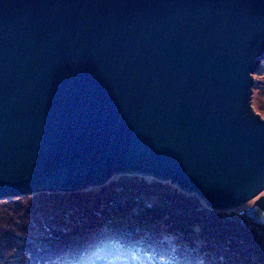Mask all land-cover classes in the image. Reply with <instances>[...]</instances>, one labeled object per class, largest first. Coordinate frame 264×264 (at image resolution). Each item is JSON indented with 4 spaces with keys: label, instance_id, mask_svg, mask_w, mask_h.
<instances>
[{
    "label": "water",
    "instance_id": "water-1",
    "mask_svg": "<svg viewBox=\"0 0 264 264\" xmlns=\"http://www.w3.org/2000/svg\"><path fill=\"white\" fill-rule=\"evenodd\" d=\"M262 59L264 0H0V198L122 173L254 197ZM242 215L264 227V196Z\"/></svg>",
    "mask_w": 264,
    "mask_h": 264
},
{
    "label": "rangeland",
    "instance_id": "rangeland-1",
    "mask_svg": "<svg viewBox=\"0 0 264 264\" xmlns=\"http://www.w3.org/2000/svg\"><path fill=\"white\" fill-rule=\"evenodd\" d=\"M252 79L251 105L255 113L264 117V59L259 63L258 69L252 73ZM154 178L168 182L182 191L169 179ZM122 179H124L123 184L119 179H116L102 187V184L91 186L90 191L73 193L70 195L72 199L67 198L62 204L72 208L70 215L68 216V212H65L66 215L58 219L57 217L61 216V211L55 212L54 207L57 206L52 201L56 199L57 195L53 191H41L50 193L47 196L43 195L44 198L38 195L39 192L0 198V203H12V206L19 210V212L13 213V220L21 226L26 224L30 231H34L29 228L30 226L35 228V233L32 234L42 235V239L38 240L22 235V233L14 234L19 239H14V245L11 246L19 248L12 247L13 249H10L8 247V253L3 255H1L0 248L1 262L12 264V258L8 262L9 256L14 259L15 256H29L28 252L35 250L38 252L37 261L39 263L44 259L43 264H66L67 259L71 264H76L84 254L91 253L101 247L117 246L137 251L145 264H223L221 258L218 260L217 254L206 253L204 250L206 241H202L196 232H193L198 229L196 225L191 227L190 233L182 229L183 232H181L174 225L178 222L165 214L147 215L146 211L150 208L146 206L159 207L163 211L166 208L162 196L165 194L160 192L158 184L151 183L152 180L149 177L146 181L140 180L137 176L136 178L123 177ZM121 185H124L123 188L120 187ZM142 186H144L145 192L141 190ZM135 191L141 193H135ZM183 191L198 196L195 192ZM258 196H264V189L254 197L226 209L242 213L243 209L252 205ZM19 197L22 198L19 199ZM135 197L138 198L135 200ZM8 199L10 200L8 201ZM48 200H51V203ZM133 200L135 201L133 202ZM138 204L143 207L140 209ZM99 208L101 210L97 211ZM153 208L152 210L155 211ZM123 209L125 211L118 214V211H123ZM167 213L169 212L167 211ZM1 217L3 216L0 215ZM232 225L233 227L237 226L234 221ZM4 227L0 229V232L4 233L8 230L7 226L4 225ZM6 249L7 247L4 251ZM35 264L37 263L35 262Z\"/></svg>",
    "mask_w": 264,
    "mask_h": 264
},
{
    "label": "trees",
    "instance_id": "trees-1",
    "mask_svg": "<svg viewBox=\"0 0 264 264\" xmlns=\"http://www.w3.org/2000/svg\"><path fill=\"white\" fill-rule=\"evenodd\" d=\"M140 178V180L146 181L147 177L151 179V183H154L155 185L158 184V187L160 189V192L165 195L163 196V204L166 208H164V211L161 210L159 207H155V211L152 210L153 207L146 206L150 209H146L147 215L150 214H165L167 217L171 218L175 222H178L175 225V228L177 226V230H180L181 232L185 231L187 233H190L192 231L191 227L196 225L198 227L197 230H194L193 232H196L198 238L202 241H206V244L204 245V250L207 254H217L216 256L219 257L218 260H223V264H264V228H262L259 225H256L250 220H246L244 216H242V213L236 212L234 210L230 209H215L213 207H210L205 203L203 199L200 197L190 194L187 192H184L183 190H179L177 187L169 184L168 182H165L163 180H158L151 176L146 175H139V174H118L113 177H111L106 183L102 184V186L109 184L110 181L119 179V181H123V177H133V178ZM122 179V180H120ZM119 184V183H118ZM123 184V182H122ZM124 186V185H123ZM121 185L120 187L123 188ZM92 187L85 188L84 190H70V191H59L56 193V199H54L52 202L55 203V212L61 211V216L57 217L61 218L63 215H66L65 212H68V216L70 215L72 208H68V206L62 205L66 201V199H72L73 193L78 194L82 191H90ZM141 189V188H140ZM142 191H144V186H142ZM145 192V191H144ZM135 193H141L135 191ZM134 195L136 196V194ZM50 193L45 192H39V196L43 195H49ZM65 194V195H63ZM146 194V193H144ZM153 194V192H152ZM23 197V196H22ZM22 197H19L22 198ZM44 198V196H43ZM138 197H135L136 200ZM10 199H8L9 201ZM133 200V202L135 201ZM44 204L45 199L43 200ZM51 201V200H50ZM48 200V202H50ZM51 203V202H50ZM140 203H142L140 201ZM43 204V205H44ZM133 205V204H132ZM138 207L141 209L143 206L138 204ZM153 208V209H154ZM16 209V210H15ZM159 209V210H157ZM101 208L97 209V211H100ZM122 210V209H121ZM123 211H118V214H122ZM159 211V212H158ZM167 211L169 213H167ZM14 212H19L17 208H14L12 206V203L7 204L6 203H0V215L3 216L0 218V225L2 223V228H8V230L4 233L0 232V248H1V255L8 253L9 248L13 249L17 246H11L14 245L13 241L14 239H19L14 236V234H21L26 235L33 239H42V235H35L32 233H35V228L30 226L34 231L28 230L26 227V224L21 226L18 224L15 220L12 219V215ZM65 213V214H64ZM119 217V215H116ZM110 218V216H109ZM233 221L236 223V227H233L232 223ZM52 227V226H51ZM104 228V227H102ZM183 231H182V230ZM30 233V234H28ZM35 243H37L35 241ZM20 246V243H19ZM7 247V249L4 251V249ZM9 247V248H8ZM13 247V248H12ZM19 248V247H17ZM29 251V256H15L10 257L8 259L11 260L12 258V264H43L44 259L39 263L37 261L38 252L37 251ZM0 255V256H1ZM9 255V254H8ZM2 257H0V264H5L1 262ZM70 262L66 259V264H69ZM71 264V263H70ZM217 264V263H216Z\"/></svg>",
    "mask_w": 264,
    "mask_h": 264
},
{
    "label": "clouds",
    "instance_id": "clouds-1",
    "mask_svg": "<svg viewBox=\"0 0 264 264\" xmlns=\"http://www.w3.org/2000/svg\"><path fill=\"white\" fill-rule=\"evenodd\" d=\"M76 264H145V261L137 251L109 246L82 255Z\"/></svg>",
    "mask_w": 264,
    "mask_h": 264
}]
</instances>
